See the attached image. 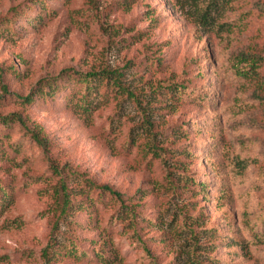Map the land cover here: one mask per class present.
I'll list each match as a JSON object with an SVG mask.
<instances>
[{
	"label": "rangeland",
	"instance_id": "obj_1",
	"mask_svg": "<svg viewBox=\"0 0 264 264\" xmlns=\"http://www.w3.org/2000/svg\"><path fill=\"white\" fill-rule=\"evenodd\" d=\"M11 8L0 115L18 120L0 130V264H264V86L236 73L248 67L238 55L255 52L264 85V0H0V18ZM63 69L107 71L126 90L85 101L64 82L53 97L14 100ZM150 139L168 147L165 166L139 160ZM90 183L134 206V228L109 195L96 230L59 220L61 186Z\"/></svg>",
	"mask_w": 264,
	"mask_h": 264
},
{
	"label": "trees",
	"instance_id": "obj_2",
	"mask_svg": "<svg viewBox=\"0 0 264 264\" xmlns=\"http://www.w3.org/2000/svg\"><path fill=\"white\" fill-rule=\"evenodd\" d=\"M19 15V12L17 8H11L9 12L3 17L0 18V22L2 21H8L16 18ZM239 56V59H238ZM236 58L239 61L244 62V64H247V68L245 70L239 69L236 73L237 74H242L244 73H250V77L254 78L252 82H254L255 89L257 86H264L259 79L260 77L257 76L258 72L255 69L256 66V58L258 56L256 55L255 52L252 53H241L238 55ZM5 67H0V76L2 77L4 74H7L4 71ZM10 66H8L7 71H10L14 76H17L18 78L21 77V73L18 69L12 68L9 69ZM110 72L107 71H98V72H90V73H77L74 71H71L70 69H63L57 77H52V78H44V79H39L32 88V90L27 94V95H20V94H14V100L19 102L23 106H27L31 104L35 96L38 97H53V95L59 91L60 84L64 82H70L72 86V95L73 96H81L85 101H87V97H89L90 94H97L100 90H102L103 94L102 96L107 98L110 94V92H113V95L118 94V92L125 91L126 88L123 87L119 80H115L112 83H109L110 77H111ZM60 78V80H59ZM114 88V90H112ZM174 88V93L173 95H177V92H179L178 97L180 98L183 91L185 90L186 87L183 85H177L173 86ZM260 91L263 89L261 87H258ZM6 93V90H4ZM176 98V97H175ZM173 97V99L175 100ZM264 103V95L261 96V101ZM87 105V104H86ZM85 105V106H86ZM18 120L17 116L15 113H12L10 115H0V130L4 131L8 129L11 125L12 122ZM148 122V121H147ZM27 132L31 135V137L34 139L36 144L40 146L44 151L49 149L48 145V137L45 135H42L40 131L38 130H33L26 128ZM175 131L173 133L179 135L181 128H175ZM179 131V132H178ZM164 131H161L163 133ZM151 141V142H150ZM148 146H141V143H139L137 147V156L140 161H143L144 158L148 155L151 154V160L153 158H159V163L162 166H165L166 160L168 155H166L168 147H159L157 144L154 143L150 139ZM134 141L132 140V143ZM1 146L2 143L0 142V151H1ZM177 172V171H174ZM184 174V173H182ZM168 175L172 176V172L170 169L168 170ZM187 179L192 180L189 176L187 177L185 175V180L187 182ZM175 180V179H174ZM91 185H85V190L83 189L84 187H76V191H71L68 189H65V186H61V191L63 193L61 200V203L58 205L59 210L58 211V217L59 220H65L64 222L70 227V228H82V229H87V230H92L97 228L96 224V212H97V204L100 199H104L106 195H109V198L112 200V203L114 202H120L121 205H123V211H125L126 217L131 216L129 223H127V227L129 228H134V226L137 224L136 219L132 216V208L134 207L133 205H125L122 200V195L120 192L114 190L110 185L108 184H101V185H96L93 183H90ZM179 188H186V189H193V187H190L189 185L182 184L178 185L177 181L175 183V191ZM85 194V196H84ZM1 196V195H0ZM0 208L2 206L0 205ZM262 209V208H261ZM76 210H80L85 214V217L83 219H79L77 217V212ZM1 213V210H0ZM203 215V213H199V216ZM117 218L122 217L119 214V211L115 213L114 215ZM198 216V217H199ZM195 218V222L197 220V217ZM194 220V219H193ZM193 224V223H192ZM196 224V223H195ZM199 230V228H198ZM210 231L214 232L215 228H211ZM193 236H195V232L190 230ZM60 253L62 252L63 254L67 255L69 253L72 254L75 258H81L85 255V253L80 252L78 253V248L75 247L74 245L70 244H65L61 246V250L59 251ZM199 264H202L201 262H198Z\"/></svg>",
	"mask_w": 264,
	"mask_h": 264
}]
</instances>
